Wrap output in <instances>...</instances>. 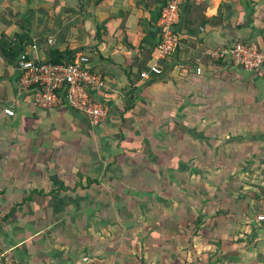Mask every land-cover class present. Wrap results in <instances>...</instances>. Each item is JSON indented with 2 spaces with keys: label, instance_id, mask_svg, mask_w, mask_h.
I'll list each match as a JSON object with an SVG mask.
<instances>
[{
  "label": "crops",
  "instance_id": "1",
  "mask_svg": "<svg viewBox=\"0 0 264 264\" xmlns=\"http://www.w3.org/2000/svg\"><path fill=\"white\" fill-rule=\"evenodd\" d=\"M263 1L184 0L174 28L178 45L160 61L161 74L142 78L141 71L156 60L158 21L168 0H0V261L109 264L103 259L106 251L92 254L97 245L81 243L84 233L75 238L74 228L84 214L100 211L90 196L105 189L123 198L110 207H131L120 219L127 230L138 221L133 198L162 186L157 189L150 179L139 188L134 181L127 184L123 174L130 171L131 159H180L196 145L214 158L216 144V154L223 159H264V64L256 72L212 57L242 39L256 42L264 52L257 26L261 19L256 18ZM28 8L34 9L28 31L32 42L14 52L10 42L25 32L21 22ZM55 47L66 60L88 55L90 69L107 79L108 88L93 93L109 110L100 125H91L85 114L68 105L38 107L20 87L21 55L47 61ZM132 91L134 99L127 106ZM5 107H12L15 115H7ZM168 111H174L173 118L167 119ZM248 145H254L253 150L248 151ZM248 167L241 169L247 172ZM81 175L83 181L91 175L101 183L82 189L76 186ZM229 190L239 192L234 186L227 191L232 193ZM258 215L238 216L239 228L228 227L223 234L225 241L232 240L215 249L208 264H264V221ZM160 226L145 230L159 240ZM162 229L174 237L179 233L164 222ZM128 242L127 259L138 254L144 257L140 264L163 262L153 241L140 246L141 253L136 243ZM127 259L113 262L132 264Z\"/></svg>",
  "mask_w": 264,
  "mask_h": 264
},
{
  "label": "rangeland",
  "instance_id": "2",
  "mask_svg": "<svg viewBox=\"0 0 264 264\" xmlns=\"http://www.w3.org/2000/svg\"><path fill=\"white\" fill-rule=\"evenodd\" d=\"M167 113V119L173 118L175 115L174 111H168ZM156 115L157 113H154V118ZM92 146L96 148L94 142ZM216 146L217 144L212 147L217 156L214 158H211V154L208 155L206 153L203 145H196L191 154L184 152V156L180 157V159H176L174 156L168 160L162 159V156H157L154 160L138 159L134 161L131 159L130 171L123 174V179L127 180V184L134 181L135 186L139 188V183L143 184V180L148 178L152 180V183L158 185L157 189L162 186V190L152 192L141 191L142 193L140 194L143 196L133 198L131 204L135 202L137 204L132 209L136 211L135 216L139 217V219L138 221L134 219L135 223L128 230L120 219L125 218L122 216V213L126 214V212L130 211L131 207L129 205L128 207L122 206L120 209L110 207L112 202L114 203L123 199L119 192H115L114 194V192H107L105 189L100 195L91 194L90 198L96 201L100 211L96 210V213L93 211L92 214H84L82 218L77 220L78 225L74 228L76 231L75 238L80 237L81 239L82 236L79 233H84L82 235L85 238L80 240L82 241L81 243H85L86 245L92 244V246L97 245L96 250L92 252L94 255L106 251L105 253L103 252V259H107L106 261L109 264H114L113 260L118 259L120 261L125 260L124 262H126L127 256H129V250L127 249L129 246L128 241L137 244L135 246L138 247L139 253H141L139 250L140 246L147 243L149 245L152 241L153 243L161 241L156 245L160 252L161 261H163L159 264H173L172 260H175L178 254L173 247L174 244L171 243L178 242V239L174 237V234H170V232H163L162 222L165 217L187 212L195 214L201 212L210 215L214 200L216 202L219 197L235 199L238 196V191L236 190H229L232 193L227 192V190L221 191V189H226L224 187H228V189H231L232 186L234 188L239 187L243 180L264 184V181L262 182L264 180V159L261 161H251L248 158L242 161L238 159H223L221 157L222 154H216L218 151ZM247 148L248 151L253 150L254 145H248ZM192 155L193 157L190 160ZM230 155L232 156V154ZM121 160L123 161L124 159ZM244 166H249L247 172L242 171ZM166 167L171 169H166L165 171ZM251 167H253V171L250 170ZM257 168L258 170H256ZM147 171H151L150 173L152 174L146 175ZM129 192L131 196H134V191ZM125 193L123 192L122 194ZM233 195L237 196L234 198ZM235 200L238 202V199ZM139 202H143L141 203V208ZM174 202H177V204L174 205ZM168 204L171 205L169 206ZM240 204L241 201H239ZM92 210L94 209L92 208ZM40 212L41 210L38 211V214ZM114 216L119 217L118 221L112 219ZM157 223H161V226L157 228L162 231L161 240L154 238V236L152 237L145 230V226H155ZM115 244L117 247L114 248ZM126 253L127 256H125ZM91 259L92 256L89 260ZM129 259H127L129 263L140 264L144 257L137 254L131 258L129 257ZM145 263L149 264L148 261ZM152 264H154L153 261Z\"/></svg>",
  "mask_w": 264,
  "mask_h": 264
},
{
  "label": "built area",
  "instance_id": "3",
  "mask_svg": "<svg viewBox=\"0 0 264 264\" xmlns=\"http://www.w3.org/2000/svg\"><path fill=\"white\" fill-rule=\"evenodd\" d=\"M184 0H169L159 16L161 29L157 45L156 60L140 73V77L148 78L150 74L162 72L161 60L173 53L179 42L175 26L181 18V4ZM35 47V45L33 46ZM216 60L230 59L233 63L244 68L259 72L264 64V52L254 41L235 42L233 45L216 50L212 53ZM90 57L80 55L75 62L53 63L34 59L26 52L20 58V87L30 92L33 103L41 108L52 109L68 105L87 116L91 125H100L108 115V106L96 101L93 93L108 88V81L102 73L89 67ZM201 72V69H198ZM7 115H15L12 107H5ZM258 219L264 221V214ZM86 259V258H85ZM0 264H28L15 258H5Z\"/></svg>",
  "mask_w": 264,
  "mask_h": 264
},
{
  "label": "trees",
  "instance_id": "4",
  "mask_svg": "<svg viewBox=\"0 0 264 264\" xmlns=\"http://www.w3.org/2000/svg\"><path fill=\"white\" fill-rule=\"evenodd\" d=\"M87 1L91 3L95 0ZM262 1L263 0H252L254 4H258ZM80 2H82V0H80ZM56 8L57 7L54 5L55 10ZM80 8H83V5H81ZM257 12L258 14L256 18L258 17V19H261V22L258 23L257 26L264 37V1L259 5ZM33 13L34 9L28 8L25 18L21 22V26L25 32L16 35V39L10 42L12 51L19 52L23 48L22 45L32 42L28 31H30L31 16ZM55 13L57 14V11ZM175 33L178 35L176 31ZM97 36L101 39V31L99 30V27L97 29ZM241 41L247 42L249 40L242 39ZM50 53L52 56L47 60V62L53 63L75 62L80 56L78 55L77 57H72L69 60H66L63 57L60 58L58 56L59 49L57 47H55V49H51ZM133 99L134 93L132 91L127 98V106H129V103H131ZM126 110H129V107H126ZM124 114L125 113L123 112V115ZM116 160L117 157L114 158V162ZM150 172L151 171H147L146 175H148ZM83 177L84 176L81 175L80 179L76 181V186L78 185L82 189H88L94 183L97 185H100L99 183H101V180L97 177L86 175L84 181ZM145 180L149 179L146 178ZM263 181L264 180H262V182ZM153 185L158 187L156 183H153ZM237 188L239 192L235 199H238V202L241 201L240 205L237 201H232L231 198L219 197L215 202V206L213 205L211 208L210 215L201 212L197 214L187 212L179 213V215L176 213L164 218V224L174 227L179 231L177 235L178 242L172 243L174 244L173 247L176 249L178 254L175 260H172L173 264H208L210 262L211 255L214 253V250H222L224 247V242L227 240H232L228 237V239L225 241L223 234L228 232L226 231L228 227H232V229L235 227L239 228V224H237L238 216L243 215V217L250 218V214H254L255 216L258 214H264V184L256 183L255 181L247 182L243 180ZM224 190L228 191V189ZM11 210L13 211L14 209ZM208 215L209 217L206 218ZM226 219L230 225L226 223ZM246 223L249 225L251 222ZM235 240L237 241L236 236ZM160 242L161 241H156L155 244Z\"/></svg>",
  "mask_w": 264,
  "mask_h": 264
}]
</instances>
